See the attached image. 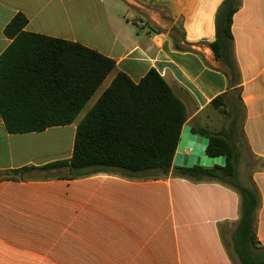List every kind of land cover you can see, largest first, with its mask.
<instances>
[{"label": "crops", "instance_id": "1", "mask_svg": "<svg viewBox=\"0 0 264 264\" xmlns=\"http://www.w3.org/2000/svg\"><path fill=\"white\" fill-rule=\"evenodd\" d=\"M223 1L0 0V57L13 42L7 25L23 14L25 33L79 43L115 63L71 125L9 134L0 116V172L35 168L23 179L0 180V264H240L231 246L240 197L227 185L172 171L128 178L41 169L70 160L77 124L118 72L137 84L151 69L184 104L185 125L196 135L228 128L233 118L211 102L238 90L228 97L239 111L237 177L258 192L255 230L264 247V0H241L233 17L239 77L232 88L209 47ZM243 147L251 159L246 182Z\"/></svg>", "mask_w": 264, "mask_h": 264}, {"label": "trees", "instance_id": "2", "mask_svg": "<svg viewBox=\"0 0 264 264\" xmlns=\"http://www.w3.org/2000/svg\"><path fill=\"white\" fill-rule=\"evenodd\" d=\"M241 0H224L215 15V40L209 44L215 60L228 69L229 86L238 79L234 62L232 23ZM27 19L17 14L5 29L12 44L0 57V116L9 134L43 132L75 122L85 105L115 70L113 60L79 43L25 33ZM177 50H183L175 43ZM238 90L216 97L211 106L233 118L228 128L195 130L208 138L207 155L225 156V166L190 169L173 167L183 126L184 104L153 69L137 84L118 72L94 106L77 124L69 161L41 167L66 166L71 177L96 172L145 178L151 173L233 188L240 197V218L231 246L240 264H264V247L256 237L257 190L237 177L236 119L230 105ZM230 96L229 99L228 97ZM237 102V99L235 100ZM34 167L0 172V180H20Z\"/></svg>", "mask_w": 264, "mask_h": 264}, {"label": "water", "instance_id": "3", "mask_svg": "<svg viewBox=\"0 0 264 264\" xmlns=\"http://www.w3.org/2000/svg\"><path fill=\"white\" fill-rule=\"evenodd\" d=\"M208 143V138L191 133L190 128L184 125L177 152L173 159V166L188 169L194 166L204 168L225 166V156L210 157L207 155Z\"/></svg>", "mask_w": 264, "mask_h": 264}, {"label": "rangeland", "instance_id": "4", "mask_svg": "<svg viewBox=\"0 0 264 264\" xmlns=\"http://www.w3.org/2000/svg\"><path fill=\"white\" fill-rule=\"evenodd\" d=\"M85 111V110H84ZM83 116V112L80 115V117ZM251 161V159L249 158V154L248 151L246 150V148L243 147V149H240V156H239V169L241 171V173H243V177L245 182L247 181L249 174H250V169L247 167V162Z\"/></svg>", "mask_w": 264, "mask_h": 264}]
</instances>
